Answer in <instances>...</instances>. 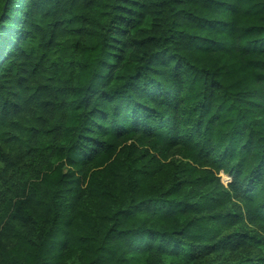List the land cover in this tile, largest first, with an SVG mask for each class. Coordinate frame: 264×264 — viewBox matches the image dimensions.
<instances>
[{"label":"trees","instance_id":"16d2710c","mask_svg":"<svg viewBox=\"0 0 264 264\" xmlns=\"http://www.w3.org/2000/svg\"><path fill=\"white\" fill-rule=\"evenodd\" d=\"M0 264H264V0H0Z\"/></svg>","mask_w":264,"mask_h":264}]
</instances>
